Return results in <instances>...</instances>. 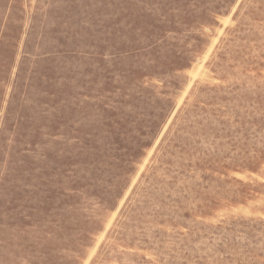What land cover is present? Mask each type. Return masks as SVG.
<instances>
[{"label":"rangeland","instance_id":"1","mask_svg":"<svg viewBox=\"0 0 264 264\" xmlns=\"http://www.w3.org/2000/svg\"><path fill=\"white\" fill-rule=\"evenodd\" d=\"M0 264H264V0H0Z\"/></svg>","mask_w":264,"mask_h":264}]
</instances>
